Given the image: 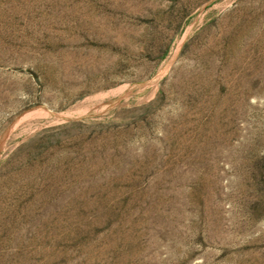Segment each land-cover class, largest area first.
Here are the masks:
<instances>
[{"label": "rangeland", "instance_id": "obj_1", "mask_svg": "<svg viewBox=\"0 0 264 264\" xmlns=\"http://www.w3.org/2000/svg\"><path fill=\"white\" fill-rule=\"evenodd\" d=\"M0 264H264V0H0Z\"/></svg>", "mask_w": 264, "mask_h": 264}]
</instances>
